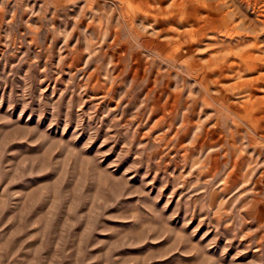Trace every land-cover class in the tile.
I'll return each instance as SVG.
<instances>
[{
    "label": "rangeland",
    "instance_id": "obj_1",
    "mask_svg": "<svg viewBox=\"0 0 264 264\" xmlns=\"http://www.w3.org/2000/svg\"><path fill=\"white\" fill-rule=\"evenodd\" d=\"M0 264H264V0H0Z\"/></svg>",
    "mask_w": 264,
    "mask_h": 264
}]
</instances>
